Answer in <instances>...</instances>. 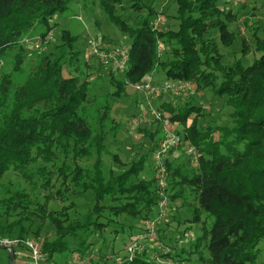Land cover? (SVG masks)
<instances>
[{
  "label": "trees",
  "instance_id": "16d2710c",
  "mask_svg": "<svg viewBox=\"0 0 264 264\" xmlns=\"http://www.w3.org/2000/svg\"><path fill=\"white\" fill-rule=\"evenodd\" d=\"M72 1L0 0V61H10L12 65L8 73L0 75V219L5 223L0 225V237L13 235L11 239L25 240L28 231L19 222L38 217L49 220L55 230L56 238L52 242L43 240L40 247L46 261L59 254L86 255L96 234L114 223L115 218H145L154 214L152 207L158 202L165 205L162 196L169 191L170 175L169 186L175 190L171 199L185 200V190L192 196V204L185 202L187 212H193L191 221L197 223L201 216L212 221L209 229L202 227L187 252L198 253L197 264H254L264 255V37L256 36L251 41L258 57L250 65L244 66L241 60L226 63L217 43L225 26L217 21L219 0H176L177 30L165 32L153 30L151 10L132 29L123 20H116L105 0H100L109 20L120 32L127 33L130 43L123 80L110 75L108 85L112 90L93 119L88 112V81L78 74L64 76L66 65L75 71L80 61L73 44L75 38L63 35L59 56L39 53L35 64L23 68L27 56L24 37L38 28V37L43 41L53 17L67 12ZM224 37L231 36L225 31ZM158 43L169 46L164 58L159 56ZM65 50L69 53L67 60ZM157 66L167 77L193 83L199 90L208 89L222 98L231 109L232 120L231 126L212 125L203 130L198 126L202 115L199 105L164 107L170 114L168 121L184 131L175 145L184 141L194 148L196 166L188 167L184 173L178 168L170 170L164 157L167 152L159 160L154 152L155 172L161 167L166 173L163 187L159 177L141 178L144 157L123 167L118 175L106 171L103 156L107 151L101 135L106 123L113 135L119 128L112 127L109 102L125 95L130 84L140 83ZM188 118L191 123L186 127ZM96 126L99 133L95 132ZM111 157L115 161L116 155ZM82 161L85 164L81 165ZM90 161L92 167L88 165ZM48 165L56 168L59 176L69 178L73 187L91 192L92 208L80 219H64L56 209L48 210L47 202L31 200L23 188L9 193V183L3 181L6 174L18 177L30 189L39 181L41 186H48L52 175ZM119 199L123 200L119 206L112 204ZM106 201L107 205H102ZM140 210L145 213L143 217ZM15 213L19 218L10 222ZM21 250L28 249L23 245L13 248L14 260ZM4 252L8 264L9 254ZM157 252L164 259L173 255ZM147 254L134 250L119 264H156Z\"/></svg>",
  "mask_w": 264,
  "mask_h": 264
},
{
  "label": "rangeland",
  "instance_id": "374dc122",
  "mask_svg": "<svg viewBox=\"0 0 264 264\" xmlns=\"http://www.w3.org/2000/svg\"><path fill=\"white\" fill-rule=\"evenodd\" d=\"M104 3L112 9L111 13L116 17V20H123L129 28H136L139 21L146 17L147 11L151 10L154 13L153 19H151L153 30H155L154 24H157L156 28L160 32L177 30L179 21L177 19L176 0H113L111 2L105 0ZM132 3H136L138 6L132 5ZM217 5V21L225 25L224 30H222V40L217 36L219 53L222 54L226 63L241 60L244 66L250 65L258 57V54L253 50L251 41L256 36L264 37V0H219ZM50 26V32L43 41L38 37V28L24 37L22 44L27 56L23 68L27 69L32 66L31 64H35L40 56L37 55L39 53L46 56H59V48L63 44L61 39L63 35L75 38L73 44L80 57L75 71H79V73L66 65L64 76L70 77L78 74L81 79L88 81L89 91L87 95L89 99L91 98L88 112L95 119L96 112L98 114L97 109L101 107L106 94L112 90V87L108 85L110 75L115 80L121 81L124 70L99 64L92 57L94 55L91 56L92 45L89 43L98 42L99 49L104 52L121 51L126 54L130 39L127 37V33L120 32L117 26L109 20V15L105 12L104 5L100 0H73L69 4L67 12L53 17ZM225 31L230 34V39L224 37ZM217 35L219 34L217 33ZM160 45L157 46L158 53L164 58L168 55L166 53L169 52V46L162 47ZM65 52L66 50L64 51V59L67 60L69 53L66 54ZM83 63H86L85 66ZM11 67L10 61H0V75L1 73H8ZM146 82L153 86H162L168 82L174 83L175 86H181L182 90L179 95H174L172 92H161L155 95L135 89V85ZM186 103L201 107L202 115L198 120V126L203 130L212 125H232L229 116L231 109L225 105L222 98L215 97L208 89L199 90V87L193 83L181 82L167 77L164 70L157 66L140 83L130 84L126 88L125 95L109 102V118L114 121L112 127L113 129L119 128L117 133L113 135L112 132H108L109 124L106 123L107 128L103 130V134L101 133L107 151V154L103 156L105 170H112L114 174L118 175L123 172V167L124 169L128 168L132 161L144 157V170L141 173V178L144 180L155 179L157 177V172H155L157 162L152 155L160 149L163 142L166 143L165 149L169 147L164 157L170 163V170L178 168L181 173H184L188 167H195L194 148L184 141L175 146H172L171 141H168L173 138L174 141L178 137L182 138L184 131L181 126L168 121L170 114L165 111L167 109L164 107L169 105L174 109L182 108ZM154 112L159 118L156 119L153 116ZM190 123L191 118H188L186 127ZM95 132H100L99 126L95 127ZM112 155H116L115 161H112ZM67 161L69 162V160ZM80 164L83 165L85 162L82 161ZM88 165L92 167V161L88 162ZM49 167L51 166L48 165ZM49 169H52L50 171L52 175L48 186H41L39 181L37 186H31L32 191L29 185L12 174H6L3 181L9 183L10 194L23 188L31 200L38 202V204L47 202L46 208L48 210L56 209L59 211L57 214L62 215L64 219H80L89 211V208H92L91 192L73 187L69 178L57 174L56 168L51 167ZM170 181L169 175L167 181L169 191L164 192L162 196L165 199V205L164 203L160 205L158 202L152 207L154 214L151 216L148 214L144 218L145 213L140 210V217L144 219L123 216L115 218L114 223L109 224L102 233L96 234L94 244L90 246L91 249L88 254L81 256L79 253L59 254L60 256H55L50 261L45 259L44 264H89L90 262L119 264L125 258H130L134 254V250L138 251L139 254L148 252V257L152 258L151 260L156 264H197L198 253L190 254L187 252L191 251L190 244L194 243L195 238L200 235L202 227L209 229L212 221L201 216L197 223L192 222L193 212L188 213V207L185 205L186 201L192 204L191 194L185 190V200L171 199L175 190L170 189ZM120 201L123 203V200L119 199L118 202L114 201L112 204L119 206ZM107 203L106 201L102 205H107ZM18 218V213H15L10 218V222ZM4 224L3 219H0V225ZM19 224L28 231L24 239L37 243L39 251L43 240L52 242L56 238L54 226L49 220L41 221L38 217H29L26 221L21 220ZM11 238L14 236L12 235L9 239ZM157 251L174 256L172 255L170 259H164ZM5 254L4 251L0 250V257L4 256L1 258V264H7ZM27 262L30 264L29 251L21 250L13 264H27ZM263 262L264 255H260L254 264H262Z\"/></svg>",
  "mask_w": 264,
  "mask_h": 264
},
{
  "label": "built area",
  "instance_id": "2783aa9c",
  "mask_svg": "<svg viewBox=\"0 0 264 264\" xmlns=\"http://www.w3.org/2000/svg\"><path fill=\"white\" fill-rule=\"evenodd\" d=\"M157 25V24H156ZM156 25L154 24L153 27L155 29V31H158L156 28ZM90 45H92L91 50V56L92 54L94 56L96 61L99 64L102 65H107V66H112L113 68L117 69V70H126V65H127V58L128 56H126V54L124 52H113V51H102L101 49H99V44L98 42H91L89 43ZM126 52V51H125ZM135 89L137 91H144L148 92V93H152L155 95L160 94L161 92H172L174 95H179L180 91L182 90L181 86H175L174 83H167V84H163L162 86H153L151 84H149L148 82L144 83V84H139V85H135ZM153 116H155L156 118H158L159 116L154 112ZM171 145L175 146L176 142L178 141V138L175 139L174 138L171 140ZM165 142H163L160 146V149H158V151L156 152L158 154L155 153V159L159 160L161 159V157L167 152V150H169L167 147L165 149ZM160 152V153H158ZM158 176L159 177V185L161 187H163L165 185V172L163 168H159L157 170ZM0 245L1 246H6V247H11V248H17L20 245L25 246L28 251H29V259H30V264H44L45 262V257L41 254V252L38 250V245L37 243H34V241H20L18 239H9V238H2L0 237ZM134 248V247H133ZM19 252L16 254L17 256H19Z\"/></svg>",
  "mask_w": 264,
  "mask_h": 264
},
{
  "label": "water",
  "instance_id": "95a60500",
  "mask_svg": "<svg viewBox=\"0 0 264 264\" xmlns=\"http://www.w3.org/2000/svg\"><path fill=\"white\" fill-rule=\"evenodd\" d=\"M0 250H4V251L8 252V254H9L8 264H13V261H14V252H12L13 248L0 245Z\"/></svg>",
  "mask_w": 264,
  "mask_h": 264
},
{
  "label": "crops",
  "instance_id": "0c3cea01",
  "mask_svg": "<svg viewBox=\"0 0 264 264\" xmlns=\"http://www.w3.org/2000/svg\"><path fill=\"white\" fill-rule=\"evenodd\" d=\"M1 258H2V256L0 257V264H1ZM25 264V263H24ZM27 264H29V262H27Z\"/></svg>",
  "mask_w": 264,
  "mask_h": 264
}]
</instances>
